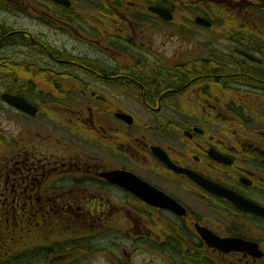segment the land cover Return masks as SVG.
<instances>
[{
    "label": "flooded vegetation",
    "instance_id": "1",
    "mask_svg": "<svg viewBox=\"0 0 264 264\" xmlns=\"http://www.w3.org/2000/svg\"><path fill=\"white\" fill-rule=\"evenodd\" d=\"M60 1L0 0V225L79 223L68 264H264V0Z\"/></svg>",
    "mask_w": 264,
    "mask_h": 264
},
{
    "label": "trees",
    "instance_id": "2",
    "mask_svg": "<svg viewBox=\"0 0 264 264\" xmlns=\"http://www.w3.org/2000/svg\"><path fill=\"white\" fill-rule=\"evenodd\" d=\"M162 1L173 8L175 4L178 5L177 10H181L179 7L183 6L186 8L185 5L189 4L188 0ZM5 213L9 214L10 209L4 210L3 214ZM15 223L17 228L14 227ZM15 223L2 221L0 225V244L5 257L4 264H31L35 257L42 259L46 264L56 257L61 249L66 253L65 259L68 264L74 255L80 254L77 251L85 247L83 241H74V237H70L73 232L80 229V224L77 222H65L67 224L64 228L62 222L53 220H21ZM62 238H71L73 241L63 244Z\"/></svg>",
    "mask_w": 264,
    "mask_h": 264
},
{
    "label": "rangeland",
    "instance_id": "3",
    "mask_svg": "<svg viewBox=\"0 0 264 264\" xmlns=\"http://www.w3.org/2000/svg\"><path fill=\"white\" fill-rule=\"evenodd\" d=\"M195 15H197V14L195 13ZM191 17L192 16H191L190 11L177 10L175 12L174 22H176V23L188 22V21H190ZM213 20H214V22H217L218 21L217 18H214ZM214 31L217 32V27H215ZM211 36H212V34H211ZM186 37H188L187 31L184 30V29H181V30H178V37L173 38L171 41L168 42L167 41V37L163 38L162 39V43H165L166 44V45H163V47H162L163 51H165L166 49L174 50L175 48H178L180 46H182V48L185 49V47L187 46V44H186ZM53 39L56 40L55 41L56 44H59V42H64L59 37H55ZM66 224L67 223H65V225ZM111 240H112L111 238L106 237L105 239H103L101 241V243H99V246L102 247L103 249L110 248L111 247V242H110ZM41 261H42V259H39V258L35 257L33 259V261H31V264H45L43 261L42 262ZM134 261H135L136 264H146V263L140 262L139 261V257L136 258ZM80 264H88V263L87 262H82ZM89 264H106V262L103 261V260H99L98 259V260H95L94 262H90ZM149 264H151V262H149Z\"/></svg>",
    "mask_w": 264,
    "mask_h": 264
},
{
    "label": "water",
    "instance_id": "4",
    "mask_svg": "<svg viewBox=\"0 0 264 264\" xmlns=\"http://www.w3.org/2000/svg\"><path fill=\"white\" fill-rule=\"evenodd\" d=\"M56 2L61 3L60 0H55ZM151 11L157 15H159L164 21H171L172 20V16L169 12H167L164 9L161 8H152ZM195 23L200 25V26H204V27H209L210 23L202 18H195ZM5 100L11 104H15L16 100L12 99V98H5ZM18 102H22L21 100H18ZM19 104H17L18 106ZM23 110H27V108H22Z\"/></svg>",
    "mask_w": 264,
    "mask_h": 264
}]
</instances>
